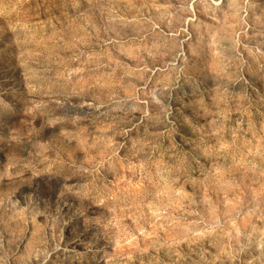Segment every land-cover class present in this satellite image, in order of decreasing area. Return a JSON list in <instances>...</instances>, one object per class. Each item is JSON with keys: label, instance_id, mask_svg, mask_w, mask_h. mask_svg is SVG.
Listing matches in <instances>:
<instances>
[{"label": "rangeland", "instance_id": "rangeland-1", "mask_svg": "<svg viewBox=\"0 0 264 264\" xmlns=\"http://www.w3.org/2000/svg\"><path fill=\"white\" fill-rule=\"evenodd\" d=\"M0 264H264V0H0Z\"/></svg>", "mask_w": 264, "mask_h": 264}]
</instances>
